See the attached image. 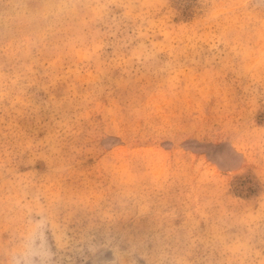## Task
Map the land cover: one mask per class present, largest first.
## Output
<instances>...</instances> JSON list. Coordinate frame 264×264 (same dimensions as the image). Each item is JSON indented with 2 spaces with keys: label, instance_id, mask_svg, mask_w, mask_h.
Wrapping results in <instances>:
<instances>
[{
  "label": "rangeland",
  "instance_id": "obj_1",
  "mask_svg": "<svg viewBox=\"0 0 264 264\" xmlns=\"http://www.w3.org/2000/svg\"><path fill=\"white\" fill-rule=\"evenodd\" d=\"M0 264H264V0H0Z\"/></svg>",
  "mask_w": 264,
  "mask_h": 264
}]
</instances>
